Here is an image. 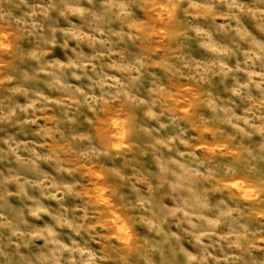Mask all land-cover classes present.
<instances>
[{
	"label": "clouds",
	"instance_id": "9594fccd",
	"mask_svg": "<svg viewBox=\"0 0 264 264\" xmlns=\"http://www.w3.org/2000/svg\"><path fill=\"white\" fill-rule=\"evenodd\" d=\"M0 264H264V0H0Z\"/></svg>",
	"mask_w": 264,
	"mask_h": 264
}]
</instances>
